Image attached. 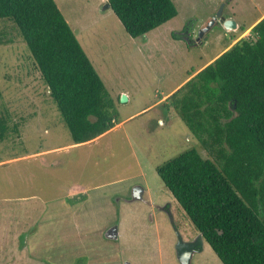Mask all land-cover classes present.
Instances as JSON below:
<instances>
[{"label": "rangeland", "instance_id": "obj_1", "mask_svg": "<svg viewBox=\"0 0 264 264\" xmlns=\"http://www.w3.org/2000/svg\"><path fill=\"white\" fill-rule=\"evenodd\" d=\"M55 1L122 123L95 142L68 146L69 131L18 29L0 19V264H179L161 208H170L185 242L199 232L157 169L191 148L209 156L163 97L235 43L219 21L198 37L221 5L223 18L248 27L264 0H172L177 16L138 38L126 34L108 0ZM137 186L142 200L131 201ZM80 190L86 200L78 202ZM112 227L117 239H106ZM191 264L222 263L203 241Z\"/></svg>", "mask_w": 264, "mask_h": 264}, {"label": "trees", "instance_id": "obj_2", "mask_svg": "<svg viewBox=\"0 0 264 264\" xmlns=\"http://www.w3.org/2000/svg\"><path fill=\"white\" fill-rule=\"evenodd\" d=\"M108 4L132 38L177 16L172 0ZM0 19L18 29L72 144L120 123L54 0H0ZM167 101L209 158L189 149L157 169L162 184L222 264H264V18Z\"/></svg>", "mask_w": 264, "mask_h": 264}, {"label": "water", "instance_id": "obj_3", "mask_svg": "<svg viewBox=\"0 0 264 264\" xmlns=\"http://www.w3.org/2000/svg\"><path fill=\"white\" fill-rule=\"evenodd\" d=\"M223 6L224 5H221V7L219 8L215 16H213L211 22L203 30H201L198 33L199 39L217 21H219L222 24L223 28L227 32H235L238 30V24L233 19H225L222 17ZM108 7H109V4H108ZM126 100H127V97L123 95L121 97V102H125ZM142 195H143V189L141 187L137 186L133 188L131 201L142 200ZM169 216H170V221L173 226L174 232L177 237V242L175 244L176 259L179 262V264H191L193 255L202 250L203 241H204L202 234L199 233V236L193 241L185 242L181 234L179 233L177 227L175 226V223L173 221V218L171 217V214H169ZM117 236H118L117 227H112L105 233L106 239L114 240V239H117Z\"/></svg>", "mask_w": 264, "mask_h": 264}, {"label": "crops", "instance_id": "obj_4", "mask_svg": "<svg viewBox=\"0 0 264 264\" xmlns=\"http://www.w3.org/2000/svg\"><path fill=\"white\" fill-rule=\"evenodd\" d=\"M54 2H55V4H56L57 8L59 9V11L61 12L60 7L57 5V3H56L55 0H54ZM61 14H62V13H61ZM262 18H264V13H262V14L258 17V19H257L254 23H252L251 25H249L248 27L245 26V24L243 23V21L236 20V19H234L233 17L225 18V19H233V20L238 24V30H237V31H235V32H227V31H226V34H225V35H227V36L229 35V37H231V38L234 37L235 39H234L233 42H237V41H238V40L236 39L237 37H235V36H237V35H239V36H243L244 34H247L246 36H243L242 38L250 37V35H251V29H252V28H253V27H254V26H255L260 20H262ZM64 19H65V18H64ZM67 23H68V21H67ZM242 26L245 27V31H244L243 33H242L241 30H240V28H241ZM240 39H241V38H240ZM240 39H239V40H240ZM228 49H229V48H228ZM225 50H227V49H225ZM200 70H201V69H199L198 71H196L192 76L196 75ZM192 76H191V77H192ZM187 80H189V79L187 78L186 81H184V83H186ZM184 83H183V84H184ZM177 88H178V87H177ZM170 94H172V92H171ZM170 94H168L167 96H164L163 98L169 97ZM121 123H122V121H120V123H118L117 125H115V126H114L111 130H109L108 132H110V131L114 130L115 128L119 127V126L121 125ZM108 132L104 133L103 135L107 134ZM103 135H101V136H99L98 138H96L95 140L90 141V142H87V143H82V144H77V145H75V144H70V145H68V146L77 147V146H79V145L92 143V142H95V141H97L98 139H100ZM64 147H66V146L58 147V148H54V149H52V150L42 151V152H40V153H37L36 155H38V156L41 157V156L47 155V153H49V152L59 151L61 148H64ZM36 155H30L29 157H34V158H35ZM24 158H28V157H24ZM0 164H1V162H0ZM81 194L83 195V197L77 199L78 202H81V201H85V200H86V198H85V196H84V192H82V190L79 191V196H80ZM76 195H77V192H75V189H73L72 191H70V192L66 195V197L70 200V198H75ZM81 205H82V206H85L83 203H82ZM25 248H26L25 245H23L22 247H20V252H22V253L25 252V251H24V250H26Z\"/></svg>", "mask_w": 264, "mask_h": 264}, {"label": "flooded vegetation", "instance_id": "obj_5", "mask_svg": "<svg viewBox=\"0 0 264 264\" xmlns=\"http://www.w3.org/2000/svg\"><path fill=\"white\" fill-rule=\"evenodd\" d=\"M161 211L164 212V213H168L170 214V208L168 206H164L161 208Z\"/></svg>", "mask_w": 264, "mask_h": 264}]
</instances>
